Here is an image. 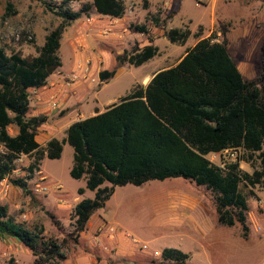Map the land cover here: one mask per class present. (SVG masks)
I'll list each match as a JSON object with an SVG mask.
<instances>
[{
    "label": "trees",
    "instance_id": "trees-1",
    "mask_svg": "<svg viewBox=\"0 0 264 264\" xmlns=\"http://www.w3.org/2000/svg\"><path fill=\"white\" fill-rule=\"evenodd\" d=\"M69 1L54 7L46 3L61 22L48 33L37 56L7 54L0 49V183L11 176L21 156H34L29 168L33 172L40 170L45 157L60 159L68 143L75 152L71 176L77 180L86 176L87 187L96 195L75 207L71 216L74 231L62 242L46 238L43 228H25L10 216L8 206L0 203V239H13L28 248L35 258L33 264H60L67 258L65 248L79 243L91 218L114 195L115 187H139L172 178H183L212 191L219 223L240 225L247 236L250 206L248 194L242 190L255 195L253 189L264 187V42L261 71L248 80L225 41L202 38L175 67L157 72L146 86H136L105 112L71 124L65 140L52 138L42 147L37 137L47 116H30L31 90L46 87L63 66L59 52L64 32L92 11L113 19L123 18L126 11L123 0H93L79 11L66 8ZM15 14L8 0L4 17ZM152 21L156 27L161 25L156 17ZM133 27L149 34L147 23ZM190 36L189 29L166 33L172 43L182 45ZM149 42L117 54L116 68L100 72L101 83H109L126 64L141 66L153 59L159 49L152 39ZM11 127L17 128L16 135L9 132ZM227 149H241L243 158L226 169L207 158ZM241 161L251 164L254 172L243 171ZM106 183L112 187H103ZM12 184L31 193L22 178L12 180ZM189 258L177 249L163 251L164 260L177 264H185ZM8 264H16L15 259Z\"/></svg>",
    "mask_w": 264,
    "mask_h": 264
},
{
    "label": "rangeland",
    "instance_id": "rangeland-1",
    "mask_svg": "<svg viewBox=\"0 0 264 264\" xmlns=\"http://www.w3.org/2000/svg\"><path fill=\"white\" fill-rule=\"evenodd\" d=\"M63 1L65 0H11L16 14L5 18L8 0H0V48L7 54L19 52L23 56H37L38 48L45 45L44 30L53 29L58 26L59 21L61 22V19L47 8L46 3L54 7L61 5ZM124 1L130 4L129 8L135 10L134 13L126 10L122 19L123 24L144 22L149 13L153 18L161 20L159 27H155L152 20L148 22L151 27L153 45L159 49L158 54L141 66L124 65L107 84H102L99 76L92 75L89 69L85 74L91 82L83 84L77 94H73L74 88L70 89L71 98L67 107L70 108V112L76 110L66 118H61V110H57L54 114H45L49 122L48 125H43L39 135L41 143L45 142L42 135L44 129L55 125L58 130L78 117L80 113L90 117L91 111L97 108L101 113L105 112L129 95L136 86L144 85V78L152 77L158 71L175 67L187 51L208 34L216 39L217 32L226 36L228 29L235 30V33L231 34L229 52L238 62H241L245 79L252 80L259 75L264 42L263 2L258 0H149L151 3L149 9V4L145 0ZM88 3V0H70L68 6L78 9ZM29 4L30 8L26 10ZM257 4L260 7L252 9ZM228 6L229 10L226 9ZM252 10L260 12L261 19L257 23L248 13ZM221 16L234 20L233 23L241 16L244 18L242 22L237 21L234 26L231 24L232 26L228 27L230 20L225 23L219 20ZM82 21H86V17L72 22L64 33L59 52L63 66L49 80H57L67 74L72 75L75 70L77 58H75V49L71 40L75 41L78 37L76 35L78 25L83 30ZM171 29H189L191 36L186 44L172 43L166 37L167 31ZM99 31L97 29L90 32L88 39L86 55L93 57V61L90 62L92 67L98 65L96 58H103L101 62L104 61V70H113L117 66L116 56L119 51L124 49L131 51L135 44L140 46V43L135 41H140L139 33L134 29L123 34L122 39L106 37L99 34ZM27 32L32 34V41L26 40ZM18 34L21 36L20 40H17ZM221 40L224 39L221 38ZM79 79L81 78H68L67 85L70 86ZM34 95L35 93H31L32 105H34ZM77 108H80L81 112L77 111ZM66 130L58 133L57 139L65 140ZM9 132L16 135L17 128L11 127ZM74 154L73 147L65 143L60 159L52 160L45 157L40 163V170L33 172L29 168L34 156L24 155L16 161V169L5 180L10 186L9 196L0 200L1 204L8 206L9 214L16 222L30 230L43 228L46 238H54L60 242L74 231L71 216L75 207L85 199H94L96 195L95 191L87 187L86 176L79 180L71 176ZM242 158L243 152L240 154V159ZM215 161L218 162L217 159ZM255 168H260L259 162L255 163ZM241 169L250 174L254 172L252 165L245 161H241ZM18 178L27 182L30 194L12 184V180ZM37 185L47 187L48 191L37 192ZM107 186L112 187L110 183L104 184L103 187ZM81 189L85 191L83 194L79 192ZM242 192L248 194L250 206L247 236L244 235L240 225L227 227L219 223L215 194L212 191L183 178L150 181L139 187L134 185L115 187L114 195L95 217L96 219L100 217L102 223H105L103 228H99L100 233L109 231L108 228L111 226L130 233L131 238H134V241L130 238L129 243L133 249L138 248L134 243L140 247L147 244L150 249L159 250L162 254L164 248L169 246L183 249L190 255L185 264H264V187L258 186L253 189L255 195L250 194L248 189ZM189 198L199 199L204 207L202 222L197 227L187 220L189 217L185 203ZM175 201L184 204L178 205L171 211V202ZM23 215H26L27 219L24 220ZM200 217L197 216V218ZM195 220L197 221L196 217ZM73 245L72 243L65 248L67 257L71 256ZM11 258L15 259L16 264H33L35 260L32 252L21 243L9 238L0 239V264H8ZM152 258L158 264H177L164 260L163 257L152 256ZM64 261L60 264H64Z\"/></svg>",
    "mask_w": 264,
    "mask_h": 264
},
{
    "label": "crops",
    "instance_id": "crops-1",
    "mask_svg": "<svg viewBox=\"0 0 264 264\" xmlns=\"http://www.w3.org/2000/svg\"><path fill=\"white\" fill-rule=\"evenodd\" d=\"M88 1H89V3L93 2V0H88ZM145 1H147V4H149L148 8L150 9L151 8L150 1L149 0H145ZM129 2H133V1L129 0ZM123 3L125 5L126 10L128 9V10H130L131 13H134L135 9H133L131 7L129 8V5H130L129 3H126L124 0H123ZM220 3L222 4L221 1H220ZM127 6H128V8H127ZM161 6H163V5H161ZM256 7H260V5L257 4V6H253L252 9H254ZM29 8H30V4L26 6V10H28ZM66 8H68L71 11H79L81 9V8L73 9L72 7L70 8V6H68V5ZM227 8H228V10L230 9L229 6L226 7V9ZM254 11H256L257 14L254 13ZM254 11L252 10V12L249 11L248 13L250 14L251 18L257 23L261 19L259 16L260 12H259V10H254ZM155 12H156V10H155ZM243 14H244V12H243ZM148 16H150L149 21L152 20V17H153L152 14L149 13ZM148 16H147V18H148ZM83 17H86V21H82V23H81V25L84 26L83 30L78 25V27H77L78 32L76 33V35H78V37L75 38V41L71 40L73 47L75 49V54H76L75 58H77L75 70L73 71L72 75L67 74V75H63L60 79H57V80H53V81L48 80V86H46V88L44 87V88L38 89V90L37 89L31 90V93H35V95L33 97L34 98V101H33L34 105L31 104V108H30V116L45 115L46 113L50 115L52 113L54 114L57 110H61L60 111V113H62L61 118H66L73 111L76 110L75 109V110L70 112V108L67 107L68 106L67 104L71 98V90H70L71 88H74L73 94H77L79 92L78 89H81L83 87L82 86L83 84H87V83L91 82L90 80H88L86 78L87 74H85L86 62L87 61H89V62L93 61L92 60L93 57L86 55L90 32H93L94 30L99 29L100 30L99 34L101 33L102 35L109 37V38H112V39H120V38L122 39L123 34L128 33L129 31H131L133 29L135 31H137L135 29V27H133V26H137V25L147 23V26L149 28V34L147 35L145 33H140L137 31L139 33L140 41H138V40H135V41L137 43H140V47H143V46L149 45L150 44L149 39H152L151 38V27H150V25H148L149 21H147V18L145 19L144 22H141L139 24H134L133 22H130V23L126 22L127 24H123L122 19L124 17L121 19H113L110 17L103 18L99 14H97L95 11L90 12L89 15L82 16L80 19H82ZM243 18H244V16L243 17L241 16L237 21L242 22ZM219 20H221L225 23H226V21L230 20L228 23V27L229 26L231 27L232 25L234 26L237 22V21H235V23H233L234 20L227 18V17H224V16L219 17ZM59 24H60V21H59ZM213 24L215 25V21L213 22ZM51 30L52 29L44 30L46 32L45 39ZM233 33H235V30H233V29H228L226 31V36L225 35L223 36V34L221 32H217L218 37L216 39H214V38L213 39H214V41H217V42L225 41L227 43V47H229L231 34H233ZM209 35L210 34L206 35L204 38L210 37ZM221 38H223L224 40H221ZM124 50L129 51L128 49H124ZM123 51H119L118 54H120ZM231 56L237 62L239 70L241 71L243 76H245V74L242 71V67L240 64L241 62H238V60L235 57H233V55H231ZM102 60H103V58H96L98 65H95V66H97V67H95V66L92 67V64L90 65L89 69H90V72L92 75L96 74V76H99L100 72L104 70V67H103L104 61L101 62ZM60 74H62V73H60ZM154 75L152 77L144 78L143 84L147 85L151 81V79L154 77ZM75 76L79 77L81 79L75 81L74 83H71V85L68 86L67 85V82H68L67 79L73 78ZM80 80H82V81H80ZM94 80H95V78H94ZM54 100L58 103L57 108H54L52 106ZM77 111L81 112V109L77 108ZM98 112L101 113V111H99V109L97 108V109L91 111L89 116L90 117L95 116V115H97ZM86 118H89V117H85L84 114L80 113L78 117H75L74 119H72L70 122L66 123V125H64L63 127H61L58 130H57V127L55 125L49 126L48 128L43 130L42 135H44L43 139L45 140V142L41 143L39 141V135L41 134V131L43 129V125L44 124L48 125L49 119L47 118V121L40 128V132H39V135L37 137V140L40 143V145L42 147H44L49 140H51L52 138H57L58 133H60L61 131L65 130V129H68V127L71 124L78 122V121H81V120H84ZM40 173H41V171H40ZM183 204H184L183 202H181L180 204L177 201L171 202V205H170L171 211H173V208L174 209L177 208L178 205L183 206ZM185 204L187 205L186 210L188 212L187 216L189 217L187 220L188 221L190 220L191 223L193 225H195L194 227H197L202 222V218L204 216V212H203L204 207H203L201 201L199 199L189 198V199H187V202ZM199 210H201V212ZM95 215L91 218V220L88 224L87 230L81 234L79 243L76 245L75 244L73 245L72 253L70 254L71 256L66 258V261H64L65 262L64 264H158V263L154 262L155 260H153V258H152L154 250L150 249L149 251H144L136 243H134V244L137 245L138 248H135V249L131 248V246L129 244L131 242L130 241V238H131L130 235L131 234L123 231V229L119 230L118 228H115L116 232L114 234L109 233V231H107V230L102 231V233H100L99 228H103V225H105V223H102V219L100 217H99V219H96ZM197 216H201V217L197 218ZM195 217H196L197 221L195 220ZM181 236H184V235H181ZM131 239H133V241H134L133 237ZM135 240H137V239H135ZM168 248L177 249V250H180V251L186 253V251H184L183 249H179V248H176L174 246L165 247L164 250L168 249ZM155 251H159V250H155Z\"/></svg>",
    "mask_w": 264,
    "mask_h": 264
},
{
    "label": "built area",
    "instance_id": "built-area-1",
    "mask_svg": "<svg viewBox=\"0 0 264 264\" xmlns=\"http://www.w3.org/2000/svg\"><path fill=\"white\" fill-rule=\"evenodd\" d=\"M201 1H207V0H201ZM20 38H21V36L18 34L17 35V40H20ZM26 40L28 42L33 40V36L29 32L26 33ZM0 49H2V48H0ZM90 65H91L90 62L87 61L86 65H85V73L88 72V70L90 68ZM52 106L54 108H57L58 103L54 100ZM241 152H243L241 149H227V150H224V151H222L220 153L211 154L207 158L213 164L217 165L218 167H220L222 169H226V167L229 164L238 162L240 160ZM215 159H217L218 162H216ZM36 191L39 192V193H45V192L48 191V188L47 187H40L39 185H37ZM9 192H10V186L8 184H6V181L4 180L3 182L0 183V200L3 199V198L4 199L7 198L9 196ZM22 218L25 220V219H27V216L23 215ZM108 230H109V232L111 234H114L116 232V229L113 228V227H109ZM141 248L144 251H149L150 250V247L147 244L142 245ZM153 256L154 257H163V254L160 251H155L154 250L153 251Z\"/></svg>",
    "mask_w": 264,
    "mask_h": 264
}]
</instances>
